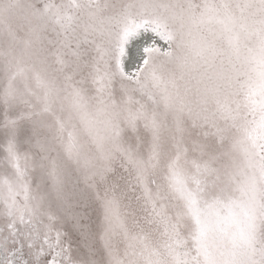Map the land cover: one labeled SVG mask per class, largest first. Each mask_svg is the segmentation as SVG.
Returning <instances> with one entry per match:
<instances>
[{
	"label": "snow or ice",
	"instance_id": "snow-or-ice-1",
	"mask_svg": "<svg viewBox=\"0 0 264 264\" xmlns=\"http://www.w3.org/2000/svg\"><path fill=\"white\" fill-rule=\"evenodd\" d=\"M0 264H264V0H0Z\"/></svg>",
	"mask_w": 264,
	"mask_h": 264
}]
</instances>
